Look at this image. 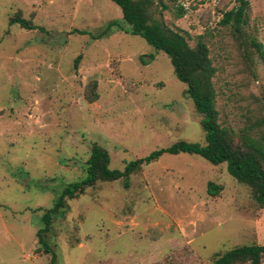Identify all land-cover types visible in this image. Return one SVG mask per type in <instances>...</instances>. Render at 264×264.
Instances as JSON below:
<instances>
[{"label": "rangeland", "instance_id": "rangeland-1", "mask_svg": "<svg viewBox=\"0 0 264 264\" xmlns=\"http://www.w3.org/2000/svg\"><path fill=\"white\" fill-rule=\"evenodd\" d=\"M162 1L165 25L208 48L219 123L259 137L264 64L249 43L264 49V0H247L242 35L220 24L237 0ZM14 17L38 29L10 24ZM121 19L110 0H0V264L49 262L37 250L40 218L85 176L93 143L122 170L177 141L204 140L201 116L164 53L116 27L92 38ZM93 82L97 99L88 102ZM208 182L221 191L209 195ZM52 230L56 264H210L217 253L264 244V207L225 164L163 154L127 182H98L67 201Z\"/></svg>", "mask_w": 264, "mask_h": 264}, {"label": "trees", "instance_id": "trees-1", "mask_svg": "<svg viewBox=\"0 0 264 264\" xmlns=\"http://www.w3.org/2000/svg\"><path fill=\"white\" fill-rule=\"evenodd\" d=\"M121 9V22L110 21L104 30L94 39L108 36L113 27L133 36L143 38L155 51L164 53L171 62L174 76L186 87L185 95L201 116L200 126L204 132L202 143L177 141L171 146L152 151L148 155L126 163L122 170L109 167L108 152L98 144H92L86 161L85 176L80 180L66 184L52 206L45 209L40 218V227L36 232L37 250L49 256L47 264L57 263L54 245H51L54 221L63 216L67 201L83 194L86 189L98 182L125 180L142 166L158 160L163 154L177 155L184 153L196 155L213 166L225 164L227 174L237 183L247 186L257 207H264V133L253 137L249 130L236 135L232 130L223 127L218 121L215 107V90L212 79L216 69L212 66L209 51L199 38L191 47L186 36L167 27L160 13L169 9L162 0H110ZM175 2L176 0H171ZM238 6L223 15L221 25H230L237 35L243 34L247 24V0H237ZM182 7L177 8L176 16L183 15ZM10 24H17L25 30L38 29L31 21L14 17ZM84 34V32H81ZM260 61L264 64L263 45L255 39L250 40ZM81 55L74 60L77 66ZM152 60L153 56H149ZM96 83H91L85 92L88 102L97 99ZM222 187L208 182L207 193L217 195ZM210 264H264V244L241 245L217 253Z\"/></svg>", "mask_w": 264, "mask_h": 264}]
</instances>
